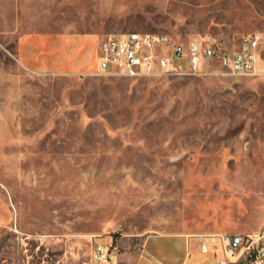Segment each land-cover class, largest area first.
<instances>
[{
    "label": "rangeland",
    "instance_id": "rangeland-1",
    "mask_svg": "<svg viewBox=\"0 0 264 264\" xmlns=\"http://www.w3.org/2000/svg\"><path fill=\"white\" fill-rule=\"evenodd\" d=\"M134 31L233 52L264 42V0H0V264H101L106 237L136 264L152 236L264 231V69L97 73L102 38Z\"/></svg>",
    "mask_w": 264,
    "mask_h": 264
},
{
    "label": "built area",
    "instance_id": "built-area-1",
    "mask_svg": "<svg viewBox=\"0 0 264 264\" xmlns=\"http://www.w3.org/2000/svg\"><path fill=\"white\" fill-rule=\"evenodd\" d=\"M259 34L246 35L233 52L223 51L199 38L183 43L165 33L127 32L106 34L100 43L97 73L148 77L157 74L200 75L212 60L234 74L256 76L259 68ZM201 253H215L220 264H264V231L197 234ZM114 245L97 238L92 257L101 264H118Z\"/></svg>",
    "mask_w": 264,
    "mask_h": 264
},
{
    "label": "crops",
    "instance_id": "crops-1",
    "mask_svg": "<svg viewBox=\"0 0 264 264\" xmlns=\"http://www.w3.org/2000/svg\"><path fill=\"white\" fill-rule=\"evenodd\" d=\"M19 6V0H15ZM27 35V41L29 40ZM25 40V37L23 38ZM259 68L264 69V42L259 44ZM110 242L108 237L101 239ZM200 239L197 236L190 238H166L161 236H152L147 239L145 249L141 254L139 261L143 259L144 264H188L192 251L201 255H206L209 259L206 262L195 261L194 264H220L215 253L203 254L199 248ZM116 257V256H115ZM118 263V258H115Z\"/></svg>",
    "mask_w": 264,
    "mask_h": 264
}]
</instances>
